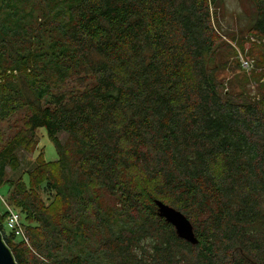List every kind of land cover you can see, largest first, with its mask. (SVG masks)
Returning a JSON list of instances; mask_svg holds the SVG:
<instances>
[{"label":"trees","instance_id":"16d2710c","mask_svg":"<svg viewBox=\"0 0 264 264\" xmlns=\"http://www.w3.org/2000/svg\"><path fill=\"white\" fill-rule=\"evenodd\" d=\"M242 1L248 47L224 0H0V187L29 241L1 205L0 231L18 264H264V0ZM42 128L58 158L10 177Z\"/></svg>","mask_w":264,"mask_h":264},{"label":"rangeland","instance_id":"374dc122","mask_svg":"<svg viewBox=\"0 0 264 264\" xmlns=\"http://www.w3.org/2000/svg\"><path fill=\"white\" fill-rule=\"evenodd\" d=\"M251 7L250 5L242 0H224L222 10L219 12V18L222 24V29L230 34H235L239 37H247L248 34L244 33L241 28H245L249 26L253 22V18L251 17ZM226 42L230 43V45L235 49V55L234 59L238 62H235L233 64V68L236 69L238 77L246 81V85L249 83L248 86L251 87V90L249 91L250 94L254 93L255 90V84L253 83V80L255 76H259V72L257 74L251 73V67L252 63L251 61L247 60L245 55L242 52V49L239 48L236 44V42H233L232 39H228L227 36H224ZM247 39V46L249 45L248 41L250 38ZM253 41H259V39H256L254 37L251 38ZM256 76V77H257ZM240 89V85L237 86L236 90L238 91ZM4 127H8V124H4ZM60 138L64 140L66 138V134L62 133L60 135ZM43 152V156L45 160L47 161H54L58 158V153L55 147L54 142L50 139L48 136L46 130L44 128L40 129L39 131V146L37 150L34 153H28V152H21L22 156V166L19 169L18 172H9L10 177H19L20 175H24V177L27 179L26 172L31 167L32 163L36 160L40 152ZM9 191L10 187L9 185L5 184L0 187V195L4 198L9 197ZM1 207L4 209L3 205L0 202ZM8 232L9 230L5 228Z\"/></svg>","mask_w":264,"mask_h":264},{"label":"water","instance_id":"95a60500","mask_svg":"<svg viewBox=\"0 0 264 264\" xmlns=\"http://www.w3.org/2000/svg\"><path fill=\"white\" fill-rule=\"evenodd\" d=\"M157 211L160 217H163L168 223L173 225L177 235L186 241L197 244L198 238L195 234L194 225L190 219L180 210L161 201L156 200ZM0 264H18L15 257L5 243L3 233L0 231Z\"/></svg>","mask_w":264,"mask_h":264},{"label":"built area","instance_id":"2783aa9c","mask_svg":"<svg viewBox=\"0 0 264 264\" xmlns=\"http://www.w3.org/2000/svg\"><path fill=\"white\" fill-rule=\"evenodd\" d=\"M0 202L3 205L4 209L8 213V217L6 219V222L4 224V233H13L16 237L25 240L26 242L29 241L25 230L23 226V217L21 213L17 210H15L10 202L7 200V198H4L0 195ZM7 228L9 231L7 232Z\"/></svg>","mask_w":264,"mask_h":264}]
</instances>
